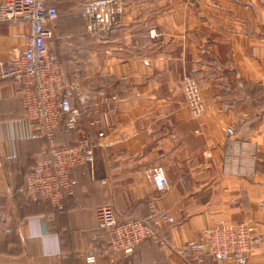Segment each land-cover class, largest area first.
<instances>
[{"label": "crops", "instance_id": "crops-1", "mask_svg": "<svg viewBox=\"0 0 264 264\" xmlns=\"http://www.w3.org/2000/svg\"><path fill=\"white\" fill-rule=\"evenodd\" d=\"M62 1L68 10L50 49L68 81L120 100L105 136L86 119L79 129L58 130V145L85 130L95 142L94 163L74 169V193L58 210L22 193L47 140L27 119L21 83L0 80V264H89L81 255L89 250L94 264H234L188 254L221 222L254 225L262 240L248 264H264V0H124L120 22L102 38L87 31L84 0L48 3ZM76 17L82 26H74ZM28 30L24 21L0 20V67L25 51ZM188 75L205 99L198 117L184 92ZM234 141L255 148L252 176L235 173L237 157L234 170L226 168ZM155 166L165 169L167 190L147 173ZM152 200L173 221L131 252L106 251L99 208L112 206L120 221L144 218Z\"/></svg>", "mask_w": 264, "mask_h": 264}, {"label": "built area", "instance_id": "built-area-1", "mask_svg": "<svg viewBox=\"0 0 264 264\" xmlns=\"http://www.w3.org/2000/svg\"><path fill=\"white\" fill-rule=\"evenodd\" d=\"M125 10L124 0H84L81 14L87 31L98 38L108 34L119 22ZM59 18L57 6L48 0H2L0 20L24 21L28 24L27 47L0 67V80L13 78L22 85V102L27 119L37 133L47 140V153L39 158L26 175L22 193L31 200H47L53 208L64 210L67 199L74 193L76 167L95 161V142L90 130H85L74 143L58 145L60 128L76 130L86 119L89 127L102 137L110 124L109 117L116 111L118 94L84 91L79 80L68 81L59 57L50 49L54 26ZM82 68H78L75 77ZM184 92L193 114L198 117L205 110L202 87L194 76L184 78ZM228 152L226 168L234 170L232 160L238 158L235 173L252 176L256 168V150L251 143L234 141ZM233 156V157H231ZM160 189L167 190L170 181L162 166L147 170ZM144 218L120 221L112 206L98 210L100 225L107 229L105 248L111 255L131 252L147 238L155 236L160 226L173 221L154 200ZM98 236H94L97 242ZM262 236L248 222H221L206 230L200 240L188 247L190 259L202 262L206 256L214 260H231L234 264H248L252 252L260 245ZM89 264L97 261L95 250L81 252Z\"/></svg>", "mask_w": 264, "mask_h": 264}, {"label": "rangeland", "instance_id": "rangeland-1", "mask_svg": "<svg viewBox=\"0 0 264 264\" xmlns=\"http://www.w3.org/2000/svg\"><path fill=\"white\" fill-rule=\"evenodd\" d=\"M58 7V10H59V15L60 14H63L65 11H67L68 9H67V7H66V2H64V1H62V3L59 5V6H57ZM80 14H81V11H80ZM80 18H78V17H76L75 19H74V26H82L81 24V21L79 20ZM63 36V35H62ZM60 36L62 39H65V37L63 36ZM83 38H84V41H86V38H85V36H83ZM84 45H85V43H84ZM83 53H85V51H83ZM80 66H82V65H79V67ZM84 67V66H83ZM77 68V67H76ZM85 68V67H84ZM84 68H83V71H84Z\"/></svg>", "mask_w": 264, "mask_h": 264}, {"label": "trees", "instance_id": "trees-1", "mask_svg": "<svg viewBox=\"0 0 264 264\" xmlns=\"http://www.w3.org/2000/svg\"><path fill=\"white\" fill-rule=\"evenodd\" d=\"M58 8V7H57ZM59 11V10H58ZM26 178V177H25ZM24 183H25V180H24ZM24 186V185H23ZM25 196V195H24ZM35 201H38V200H35Z\"/></svg>", "mask_w": 264, "mask_h": 264}]
</instances>
